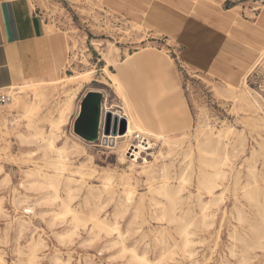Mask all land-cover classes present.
<instances>
[{"label": "rangeland", "instance_id": "1", "mask_svg": "<svg viewBox=\"0 0 264 264\" xmlns=\"http://www.w3.org/2000/svg\"><path fill=\"white\" fill-rule=\"evenodd\" d=\"M32 1L62 35L65 64L12 85L0 104V264H264V50L225 81L179 61L151 30L156 0ZM223 3L250 14L264 0ZM143 48L161 61L158 76L139 64L119 83L111 72ZM152 87L158 105H181L162 130ZM90 91L105 110L149 117L138 125L153 145L138 160L75 132Z\"/></svg>", "mask_w": 264, "mask_h": 264}, {"label": "crops", "instance_id": "2", "mask_svg": "<svg viewBox=\"0 0 264 264\" xmlns=\"http://www.w3.org/2000/svg\"><path fill=\"white\" fill-rule=\"evenodd\" d=\"M156 1L146 4V23H150L152 31L161 33L170 41L179 53V61L190 67L234 82L241 77L255 55L264 50V5L258 11L247 14L238 10V3L224 4V0H186L185 7L184 4L180 7L177 0L175 3ZM64 48L62 35L51 27L32 0H0V90L56 76L65 64ZM146 49L129 54H137L133 56L134 62L126 65L125 58L118 70L111 72L119 83L131 84L132 74L139 64L151 66V80L158 76L162 63L153 59L152 50ZM163 64L172 80L173 69L164 58ZM108 81L111 83L110 78ZM117 89L120 97L127 102L124 92L127 86H117ZM159 93L160 87H152L146 91V99L150 117L157 129L162 130L169 111L178 116L181 105H173L171 98L167 100V105H158L156 96ZM128 112L142 130L139 122L149 117L140 115L137 110L135 114L130 110Z\"/></svg>", "mask_w": 264, "mask_h": 264}, {"label": "water", "instance_id": "3", "mask_svg": "<svg viewBox=\"0 0 264 264\" xmlns=\"http://www.w3.org/2000/svg\"><path fill=\"white\" fill-rule=\"evenodd\" d=\"M101 94L99 92L90 91L82 102V110L79 118L74 124V130L79 136L94 140L98 138V134L115 135L123 133L126 129V122L123 118L117 119L111 116V112L105 111L101 115Z\"/></svg>", "mask_w": 264, "mask_h": 264}, {"label": "bare ground", "instance_id": "4", "mask_svg": "<svg viewBox=\"0 0 264 264\" xmlns=\"http://www.w3.org/2000/svg\"><path fill=\"white\" fill-rule=\"evenodd\" d=\"M246 32H248V31H246ZM251 32H253V30L250 31V33ZM254 40H256V39L254 38ZM243 48H244V46H243ZM116 91H117L118 95L120 96V92L118 91L117 86H116ZM105 111H108V110H105L104 106L102 105V111H101V115L102 116H103ZM110 112H111V116H116L118 120L121 119V118H123L125 120L126 129H125V131L123 133H117L115 135L109 134V135L105 136V135L102 134V132H100V139L102 140V142L104 141L106 145L107 144H112V148H118L119 150H121V152H122L121 155L122 156L124 155L126 148H127V151L131 150L133 153L130 154V155L134 154V158L136 160H138V157H139V155H142L143 150H146V149L150 148L153 145V143L150 142L149 139L146 138V136L144 135L145 133L142 132L143 130H141L135 124V122L133 121L132 117L129 115L128 110H124V111L123 110L122 111L114 110V111H110ZM135 133H138V134L144 136L143 138H145L146 140H144L143 142L142 141H140V142L139 141H135V135H134ZM118 140H122V141L119 142ZM120 143H121V145H120Z\"/></svg>", "mask_w": 264, "mask_h": 264}, {"label": "built area", "instance_id": "5", "mask_svg": "<svg viewBox=\"0 0 264 264\" xmlns=\"http://www.w3.org/2000/svg\"><path fill=\"white\" fill-rule=\"evenodd\" d=\"M11 99H12V96L10 94L9 88H4V89L0 90V104L1 105H4V104L10 102ZM134 135H135V141H139V142L142 141L143 142L144 140H146L145 138H143L144 136H142L138 133H135Z\"/></svg>", "mask_w": 264, "mask_h": 264}]
</instances>
